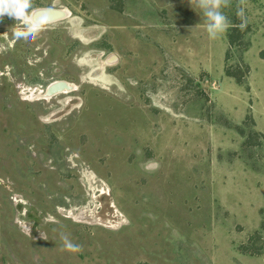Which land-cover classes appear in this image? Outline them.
I'll return each instance as SVG.
<instances>
[{
	"label": "rangeland",
	"instance_id": "obj_1",
	"mask_svg": "<svg viewBox=\"0 0 264 264\" xmlns=\"http://www.w3.org/2000/svg\"><path fill=\"white\" fill-rule=\"evenodd\" d=\"M29 2L69 13L0 18V264H264V0Z\"/></svg>",
	"mask_w": 264,
	"mask_h": 264
},
{
	"label": "clouds",
	"instance_id": "obj_2",
	"mask_svg": "<svg viewBox=\"0 0 264 264\" xmlns=\"http://www.w3.org/2000/svg\"><path fill=\"white\" fill-rule=\"evenodd\" d=\"M198 7L209 35L214 36L224 29L228 20L217 3L213 0H202ZM29 8V0H0V18L7 16L13 21L11 26L15 29L14 37L30 38L34 34L36 25L29 14ZM236 14L242 16L243 10H237Z\"/></svg>",
	"mask_w": 264,
	"mask_h": 264
},
{
	"label": "water",
	"instance_id": "obj_3",
	"mask_svg": "<svg viewBox=\"0 0 264 264\" xmlns=\"http://www.w3.org/2000/svg\"><path fill=\"white\" fill-rule=\"evenodd\" d=\"M68 13L69 12L65 9L39 7L33 9L29 14L35 25H42L64 18L68 15ZM64 89H70V86L62 80H57L49 83L46 86L44 93L46 96H52L53 94L58 93L59 91H62Z\"/></svg>",
	"mask_w": 264,
	"mask_h": 264
},
{
	"label": "bare ground",
	"instance_id": "obj_4",
	"mask_svg": "<svg viewBox=\"0 0 264 264\" xmlns=\"http://www.w3.org/2000/svg\"><path fill=\"white\" fill-rule=\"evenodd\" d=\"M63 91H64V90H63ZM59 92H61V91H59ZM59 92H58V93H59Z\"/></svg>",
	"mask_w": 264,
	"mask_h": 264
}]
</instances>
